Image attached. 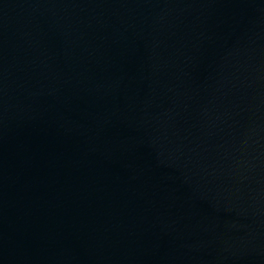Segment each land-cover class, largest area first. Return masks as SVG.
<instances>
[{
	"label": "water",
	"instance_id": "water-1",
	"mask_svg": "<svg viewBox=\"0 0 264 264\" xmlns=\"http://www.w3.org/2000/svg\"><path fill=\"white\" fill-rule=\"evenodd\" d=\"M0 264H264V0H0Z\"/></svg>",
	"mask_w": 264,
	"mask_h": 264
}]
</instances>
